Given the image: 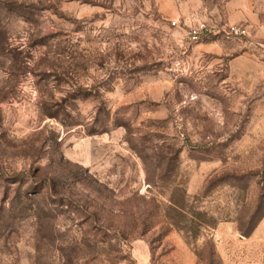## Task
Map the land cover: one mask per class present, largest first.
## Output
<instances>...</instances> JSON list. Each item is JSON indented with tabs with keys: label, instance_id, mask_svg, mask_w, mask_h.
Instances as JSON below:
<instances>
[{
	"label": "rangeland",
	"instance_id": "374dc122",
	"mask_svg": "<svg viewBox=\"0 0 264 264\" xmlns=\"http://www.w3.org/2000/svg\"><path fill=\"white\" fill-rule=\"evenodd\" d=\"M0 264H264V0H0Z\"/></svg>",
	"mask_w": 264,
	"mask_h": 264
},
{
	"label": "built area",
	"instance_id": "2783aa9c",
	"mask_svg": "<svg viewBox=\"0 0 264 264\" xmlns=\"http://www.w3.org/2000/svg\"><path fill=\"white\" fill-rule=\"evenodd\" d=\"M180 23V20H172L173 25H177ZM184 23L188 25L189 38L192 42H198L202 40L203 37H214L221 35L226 39H230L247 34L246 26L239 24H231L224 27H216L210 26L204 20H197L194 24L190 23V21H184Z\"/></svg>",
	"mask_w": 264,
	"mask_h": 264
}]
</instances>
